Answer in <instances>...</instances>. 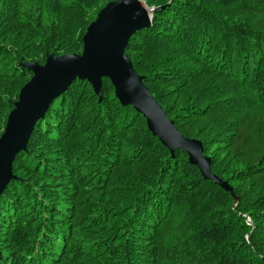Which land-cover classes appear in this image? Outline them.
I'll list each match as a JSON object with an SVG mask.
<instances>
[{"label":"trees","instance_id":"1","mask_svg":"<svg viewBox=\"0 0 264 264\" xmlns=\"http://www.w3.org/2000/svg\"><path fill=\"white\" fill-rule=\"evenodd\" d=\"M138 1L165 8L126 54L232 192L171 153L109 79L100 102L78 78L15 158L0 264H264V0ZM98 4L0 0V112L19 100L23 64L80 52Z\"/></svg>","mask_w":264,"mask_h":264},{"label":"water","instance_id":"2","mask_svg":"<svg viewBox=\"0 0 264 264\" xmlns=\"http://www.w3.org/2000/svg\"><path fill=\"white\" fill-rule=\"evenodd\" d=\"M117 2L121 7L118 12L117 24L112 33V43L94 54L91 62L95 70L90 75L73 77L70 73L58 71L47 76L39 85H33L26 105L27 119L23 123L22 131L9 143L8 152L10 155L6 157L8 163L6 166L0 167V195L10 181L14 179L13 163L17 154L26 151L37 121L44 117L50 103L61 96L78 78L82 81H88L92 85L100 102L103 99L102 80L104 78L109 79L115 87L116 98L121 105L132 106L135 111L142 114L146 119L148 130L153 136H158L171 153L179 149L185 150L188 153L189 162L198 166L205 178L212 179L224 189L231 191L226 183H222L211 174L210 160L203 156L202 143L198 140L187 139L180 134L174 122L169 120L159 103L152 98L149 88L144 84L145 78L135 71L126 54V48L132 36L148 29L151 26L152 13H156L165 7L149 9L138 0H117ZM71 57L72 55L59 58L48 57L47 62ZM23 66L34 72L35 69L46 67L47 64L40 66L37 63H26ZM27 87L26 84L22 88L19 97L24 95V89ZM20 102L18 100L14 104L13 111ZM11 116L12 112L9 118Z\"/></svg>","mask_w":264,"mask_h":264},{"label":"snow or ice","instance_id":"3","mask_svg":"<svg viewBox=\"0 0 264 264\" xmlns=\"http://www.w3.org/2000/svg\"><path fill=\"white\" fill-rule=\"evenodd\" d=\"M97 7H102V10L86 22L80 52L64 60H54L50 63L46 61V67L35 69L24 81L28 87L24 89V95L18 97L21 102L16 105L15 111L9 110L12 112L11 118L0 112V167L8 163L6 157L10 155L9 143L22 131L23 123L27 119L26 105L33 85H39L47 76L58 71L70 73L73 77L90 75L95 70L91 62L94 54L112 43V33L121 5L117 0H99ZM60 55L68 56L66 53Z\"/></svg>","mask_w":264,"mask_h":264},{"label":"clouds","instance_id":"4","mask_svg":"<svg viewBox=\"0 0 264 264\" xmlns=\"http://www.w3.org/2000/svg\"><path fill=\"white\" fill-rule=\"evenodd\" d=\"M144 3V2H143ZM145 4V3H144ZM154 9H156V8H154ZM153 14V13H152ZM49 57H53V56H49ZM64 57V56H63ZM59 58V57H58ZM48 59V58H47ZM40 66H43V65H40ZM107 79V78H106ZM92 86V85H91ZM22 90V89H21ZM94 90V89H93ZM103 92V91H102ZM94 94H95V92H94ZM20 95V94H19ZM96 95V94H95ZM97 96V95H96ZM10 115V114H9ZM9 117V116H8ZM36 125V124H35ZM35 129V128H34ZM34 131V130H33ZM26 151H27V148H26ZM26 151H23V152H26ZM14 164V163H13ZM12 171H13V168H12ZM14 176V175H13ZM14 180V179H13ZM12 181V180H11ZM10 181V182H11ZM9 185V184H8Z\"/></svg>","mask_w":264,"mask_h":264},{"label":"rangeland","instance_id":"5","mask_svg":"<svg viewBox=\"0 0 264 264\" xmlns=\"http://www.w3.org/2000/svg\"><path fill=\"white\" fill-rule=\"evenodd\" d=\"M45 64H46V63H45ZM45 64H44V65H45ZM44 65H43V66H44ZM30 72L33 73V71H31V70H30ZM131 107H132V106H131ZM155 137H158V136H155ZM158 138H159V137H158ZM159 139H160V138H159ZM160 140H161V139H160ZM169 151H170V150H169ZM229 188H230V187H229ZM230 189H231V188H230ZM231 190H232V189H231Z\"/></svg>","mask_w":264,"mask_h":264}]
</instances>
